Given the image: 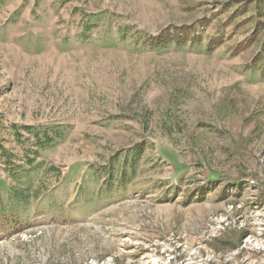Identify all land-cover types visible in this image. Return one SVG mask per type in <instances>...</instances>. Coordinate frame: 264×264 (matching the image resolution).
Returning a JSON list of instances; mask_svg holds the SVG:
<instances>
[{
  "label": "rangeland",
  "instance_id": "rangeland-1",
  "mask_svg": "<svg viewBox=\"0 0 264 264\" xmlns=\"http://www.w3.org/2000/svg\"><path fill=\"white\" fill-rule=\"evenodd\" d=\"M263 35L264 0H0V264H264Z\"/></svg>",
  "mask_w": 264,
  "mask_h": 264
},
{
  "label": "trees",
  "instance_id": "trees-1",
  "mask_svg": "<svg viewBox=\"0 0 264 264\" xmlns=\"http://www.w3.org/2000/svg\"><path fill=\"white\" fill-rule=\"evenodd\" d=\"M187 37H188L187 32H184V34H179L178 37H177V42L181 45V42H184ZM258 38H259V36H255V38H253V39L254 40H258ZM263 38H264V35H263V37H261L260 41ZM192 39L195 40L197 38L196 37L194 38V36H193ZM173 40H175V34H174V36L170 35L169 37H167L166 35L161 36V38H159V39L156 38V40H154V41L150 40V43L151 44H155L156 46H162L163 44H167V43L173 42ZM263 46H264V43L260 42V45H259V52L260 53H258V56H260V54H262V52H264L263 51L264 50ZM46 128H48V127H45V128L41 127V128L36 129L37 131L36 130L33 131L34 132L33 133L34 134L33 138H34V140L36 142L35 144L40 149H44L46 147H49L52 144L51 142L55 138H60L61 137V132L59 130H57L55 127H51V128L54 129L52 131L49 129L51 132H49V130H47ZM29 130H33V129H29ZM170 157L173 158L172 155H170ZM29 162H30V164H32L34 162V159H33V161L31 160ZM121 164H122V167L119 170V175L117 176L116 172L111 174V172L109 171L106 174L107 175V180L113 182L114 179H119V180H121L120 182H122V184H125V183H123V182H125V180H130V173L128 174V171L129 172L131 171V174L135 173L137 163L135 164V163L131 162V164L129 165V160L123 159ZM128 166H130V167H128ZM49 168L50 169H54L53 166H50ZM15 172H17V171H15ZM15 172L12 171V173H15ZM212 180H214V179H212ZM109 181H104V183H101V185H99L100 189H99V194L98 195H104V194H108V193H112V192H114L116 194H120V193L124 192V190L122 188L126 187L125 185L116 184L114 187H111V185H109V183L107 184V182H109ZM77 189H78V187H77ZM28 194H29V187L24 188V189H20L19 191H17L15 189V191L12 193L13 198H16V199H17V197L22 198V199H24V198L26 199L29 196ZM36 195L34 197H32V199H31L34 202L37 200ZM92 197L95 198V197H97V195H93ZM46 201H47V203H51L53 206H55V204H53L51 202V199L43 200L44 203H46ZM27 204H30V203H27ZM23 209H24V211H28V210H31L32 208H31V206L30 207L29 206H25V208H23ZM48 210H52V207H50Z\"/></svg>",
  "mask_w": 264,
  "mask_h": 264
}]
</instances>
